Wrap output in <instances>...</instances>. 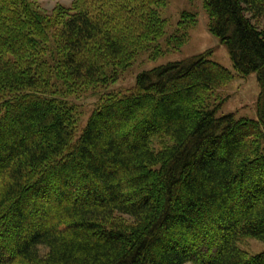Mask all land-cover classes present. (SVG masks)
Instances as JSON below:
<instances>
[{
  "label": "trees",
  "instance_id": "16d2710c",
  "mask_svg": "<svg viewBox=\"0 0 264 264\" xmlns=\"http://www.w3.org/2000/svg\"><path fill=\"white\" fill-rule=\"evenodd\" d=\"M34 1L0 0V264H264L241 244L264 242V0H203L257 73V117L219 114L235 73L208 51L141 71L81 129L67 95L155 44L167 1Z\"/></svg>",
  "mask_w": 264,
  "mask_h": 264
},
{
  "label": "rangeland",
  "instance_id": "374dc122",
  "mask_svg": "<svg viewBox=\"0 0 264 264\" xmlns=\"http://www.w3.org/2000/svg\"><path fill=\"white\" fill-rule=\"evenodd\" d=\"M166 1L161 8V15L167 21L166 33L155 44H149L150 47L142 50L131 66L119 71L115 80L67 95L80 117V129L85 126L89 116L103 98L113 92H127L135 85L137 75L141 71L208 51L211 59L222 63L235 73V77L219 89L218 93L223 100L219 114L235 112L238 117H257L256 104L261 88L257 73L237 74L227 47L209 30V16L204 8L203 0ZM71 4L72 0L34 1L35 7L46 12H51L56 5L69 7ZM183 12L194 15L195 23L194 18L183 17ZM176 32L178 36L184 34L186 39L182 46L173 48L168 46L167 39ZM153 46L154 48L159 46L160 51L153 50ZM241 244L252 253L264 250V242L255 238L245 239Z\"/></svg>",
  "mask_w": 264,
  "mask_h": 264
}]
</instances>
